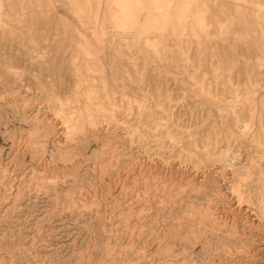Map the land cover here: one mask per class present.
<instances>
[{"label":"rangeland","instance_id":"374dc122","mask_svg":"<svg viewBox=\"0 0 264 264\" xmlns=\"http://www.w3.org/2000/svg\"><path fill=\"white\" fill-rule=\"evenodd\" d=\"M141 1L145 12L127 49L103 23L105 9L90 0L96 35L105 41L101 69L116 93L110 116L98 124L102 131L97 137L93 132L86 156L74 160L80 164L77 173L67 174L62 185L76 200L87 194V207H69L44 187L26 189L38 176V162L35 166L17 139L28 126L20 113L7 115L6 127L0 126V160L11 173L13 190L25 192L20 200L0 201V264H150L149 234L169 229L196 209L221 213L226 222H232L229 206L238 198L250 217L264 210L259 182L264 177V0H164V20L152 0ZM70 5L71 0L0 3V59L6 55L19 65L16 73L1 69L0 92L6 85L22 86L13 94L18 112L26 103L27 115L37 114L44 126L53 116L33 91L53 79L71 96L76 51L66 44L71 34L89 31L78 27ZM16 35L23 40L12 39ZM155 39L161 41L157 55L151 52ZM79 63L85 76L96 77L86 71L85 60ZM239 125L250 129L242 134ZM104 145L109 150L100 154ZM223 150L231 152L227 163L217 160ZM43 159L48 166L60 165L52 143ZM219 243L233 253L240 245L232 246L226 234ZM173 246L181 248L178 241ZM194 254L198 263L200 246Z\"/></svg>","mask_w":264,"mask_h":264},{"label":"bare ground","instance_id":"6f19581e","mask_svg":"<svg viewBox=\"0 0 264 264\" xmlns=\"http://www.w3.org/2000/svg\"><path fill=\"white\" fill-rule=\"evenodd\" d=\"M96 1L106 11L103 14V23L107 25L110 33L114 34L115 39L116 35L121 37V43L127 49L131 48L133 45L131 40L134 39L132 29L136 26L137 19L143 16V12H145L143 2L141 0ZM1 2L2 0H0ZM71 3L74 5H70V11L76 18L78 27L82 25L88 27L89 30L87 35L78 34V31L77 35L71 34L66 44L68 46L73 44L76 51V57L71 63L76 72V84L74 85L73 93L71 96L65 95L66 90L60 91L57 89L53 79L45 80L44 83L46 85L40 87L38 92L33 91L37 100L40 101L39 104L44 102L43 108L50 113V116H53L51 120L49 117L44 120L48 124V126H44L41 123L42 119L40 120L37 114L32 117L31 114L27 115L28 106L26 103L21 106L22 108L19 110L21 112H18V107L13 101V94L20 90L22 86L13 85L11 87L6 85L0 92V100L3 102V104L0 102V126L6 127L8 122L7 115L13 116L16 113L21 114L19 117L20 121L28 126L27 131L23 134H18L17 139L23 142V147L27 151L26 153L30 155L31 161H34V164L38 162V167L36 168L38 176L26 186V189L31 187L41 189V187H44L56 198L62 196L69 207L85 208L89 201L88 195L81 193L76 200L75 193L68 189L65 190L62 185L67 184V174L75 175L77 173L80 164L75 163L74 160L77 156H86L91 142L95 139L93 132L97 137L102 131L101 126L98 124L102 123L107 115L110 116L108 110L114 103L116 86L111 83V77L106 76L101 69V51L104 50L102 44L105 41L103 42V39L96 35L97 29L92 23L95 13L92 15L90 0H84L83 5L80 3L76 4L75 0H71ZM152 4L159 16L161 15L160 19L164 20L162 17V15L165 17L164 8L160 9L164 4V0H152ZM246 12L249 13L247 8ZM154 30L156 31L157 28L154 27ZM163 31L162 26L157 31V34ZM14 38L18 42L23 40L21 36L17 35L13 36L12 39ZM33 39L35 38L30 40L33 41ZM60 41V39L54 40L53 44L56 45ZM160 43L161 41L158 39L152 41V54L157 55ZM117 55L121 56V52L118 51ZM130 56L133 57V53ZM5 57L6 55L0 59V73L2 68H4L6 73H16L12 72V70L19 68V65L14 64ZM80 58L83 61L85 60L86 71L96 74L95 78L91 75H84L85 69L79 63ZM2 59L4 62H1ZM14 87L15 91H13ZM10 97L12 98L10 99ZM239 129L242 134H246L250 127L239 125ZM254 136L255 134L251 138L254 139ZM58 137L60 140L57 139ZM49 143H52L53 147H55L57 156L60 159V165L48 166L44 162L43 155ZM102 147L100 154L105 149L109 150V145ZM230 156V150H223L219 152L217 160L227 163ZM23 157L24 155L21 158L23 159ZM41 160L42 162H40ZM99 167H101V163ZM102 167L101 169H104V166ZM8 170L7 165L5 166L0 160V201L10 196L15 201L20 200L25 195V192L21 189L13 190L12 180L9 176L11 173ZM259 182L263 187L260 193L264 195V177ZM6 191L8 192L7 194ZM124 191L125 189L123 188L117 189L119 195L123 194ZM141 195L143 197V194ZM93 204H95V201L90 203V205ZM229 209V212L233 213L232 222L223 221L221 213L216 215L214 210L199 208L194 210L192 214L185 216L182 221L173 223L169 229H161L149 234L151 249L148 258L150 264H264V210L260 212L259 217L252 214L250 217L245 208H243L240 198L232 203ZM224 234H226L232 246L237 243L240 244L234 249V253L229 249L230 246L219 243L220 237L224 236ZM176 241L181 244V248L177 249L173 246ZM197 246H200L201 249L198 263L194 260ZM222 255H228L233 259L238 258L239 260H231L228 261L229 263L224 262Z\"/></svg>","mask_w":264,"mask_h":264}]
</instances>
